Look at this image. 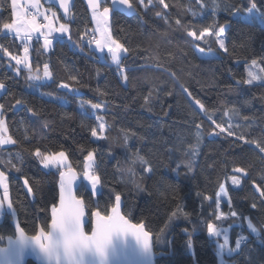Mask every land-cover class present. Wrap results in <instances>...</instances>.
<instances>
[{
	"label": "trees",
	"instance_id": "16d2710c",
	"mask_svg": "<svg viewBox=\"0 0 264 264\" xmlns=\"http://www.w3.org/2000/svg\"><path fill=\"white\" fill-rule=\"evenodd\" d=\"M130 1L135 14L111 13L112 38L128 49L120 53L127 81L108 53L102 60L90 48L87 31L93 29L92 12L83 0H75L68 21L59 15L69 24L63 41L55 39L51 49H44L34 37L29 41L32 72L39 69L42 76L47 63L52 73L48 80L33 81L24 64L15 66L11 59L25 54L20 51L22 39L3 29L13 20L11 0H0V83L5 85L0 113L6 134L16 141L0 145V168L7 174L21 226L29 234L39 226L47 229L50 209L58 201L59 170L44 169L34 155L36 149L66 151L81 175L85 157L94 150L104 194L93 197L90 190L79 187L77 195L85 200L90 218L97 209L108 214L120 195L123 213L153 234L156 264L219 263L218 237L208 233L209 223L231 225L233 245L240 227L245 233L246 242L226 256L233 264H264V196L260 195L264 153L245 143L264 145V83L244 82L252 60L264 70V0H164V4L152 0L146 8L139 0ZM214 22L226 27L228 53L219 49L215 35H205L214 54L201 55L197 48L207 50L209 44L189 33L199 36ZM129 66L136 70L127 71ZM60 83L72 90L60 88ZM185 88L204 110L186 96ZM17 100L23 107L16 105ZM81 104L86 107L81 109ZM89 104L102 107L93 110ZM114 113L141 121L142 132L120 127ZM216 124L231 126L234 135L220 133ZM93 128L97 137L91 135ZM213 130L219 133L215 138ZM235 168L245 171L236 173ZM233 176L239 185L232 183ZM25 179L32 193L27 192ZM224 183L231 199V207L225 206L237 213L226 220L217 219L214 198ZM248 221L258 234L249 231ZM86 230H91V221ZM13 234L5 213L0 243Z\"/></svg>",
	"mask_w": 264,
	"mask_h": 264
},
{
	"label": "snow or ice",
	"instance_id": "6c2138e0",
	"mask_svg": "<svg viewBox=\"0 0 264 264\" xmlns=\"http://www.w3.org/2000/svg\"><path fill=\"white\" fill-rule=\"evenodd\" d=\"M92 8H93V18L96 20L97 31L100 33L99 39L89 40L88 43H95L97 50L101 53L107 50L109 54H111L112 62L117 66V68L121 72V76L124 81L128 80V77L124 75V69L121 67V58L119 56V52H127L128 49L124 47V45L119 44L112 40L111 32L109 27V19L110 14L112 13V9L105 7L102 12H98L97 9L99 7L98 4L94 3L93 0H89ZM152 0H149L151 3ZM114 6L116 5H124L127 8L131 9L133 5L130 3V0H112ZM140 3L143 4L144 0H140ZM160 4H164V0H159ZM65 13L68 12V6L66 3H63ZM167 7V5H164ZM35 7V5H33ZM11 8L14 10L13 15H15L16 20L14 23H5L3 28L6 30H10L15 35L19 36L22 40L31 41L33 39V34L40 33V36L43 37V48L51 49L53 47L54 39L57 42H61L64 39L65 34L68 33V27L64 24H61L60 27L54 28L51 26V20L45 16V19L48 20V25H40L37 23L36 17L38 15H43L39 11L36 10L35 13H28L26 10H21L18 6V0H11ZM55 15V13H53ZM159 15V13H158ZM30 17V18H29ZM179 24V21H177ZM46 27V31L41 32V28ZM214 29H218L214 32ZM53 33H59V37H54ZM225 26L217 25L215 22L213 25L206 27L202 30L201 35L197 36L195 32H190L189 35L195 37L197 40L204 39L205 35L212 36L215 35V42L218 43L219 49L223 53H228V47L225 42ZM7 35V33H5ZM40 37H37L39 40ZM70 40V36L68 37ZM205 44H209L207 39H204ZM114 45V46H113ZM197 50L205 55H212L213 49L209 44L207 50L204 48L198 47ZM7 49H5V52ZM28 46L24 47V58L23 61L18 59L16 56H11L12 60H15L16 65L19 66L21 63L29 71V80H48L52 77V73L49 71V65L47 63L44 64V70L42 76L38 74V72H32L31 66L28 63ZM10 55V54H9ZM257 61L252 60V65H256ZM14 66V67H15ZM136 69L132 66H129L127 71L132 72ZM16 71L19 72V68L16 67ZM264 72V70H262ZM75 79V76L72 77ZM261 81L264 83V75H257L252 71L248 72V78L244 81L246 84L252 85L255 81ZM60 88L70 89V86L65 83H60ZM0 89H5V85L0 83ZM186 96L194 103V105L198 106L200 110H204L205 106L199 99L193 97L192 93L189 92L186 88L183 89ZM171 95V93H169ZM16 105L23 107L19 100L16 101ZM93 110H98L102 107L101 104H89ZM3 105L0 104V109H3ZM86 105L81 104V109H84ZM17 111L19 109H16ZM31 111V109H29ZM84 113L82 112V115ZM35 116V113H33ZM210 118V117H209ZM99 121L101 117H96ZM215 123V121H213ZM48 123H44V127H47ZM99 128L104 129L105 124L103 122L99 123ZM216 128L220 129V133L227 131L228 136H233L234 132L229 126L228 129H225L221 124H216ZM197 133L196 139L199 141L200 132L199 125H196ZM7 128L5 126L4 116L0 113V133L6 132ZM91 135L93 137H97V131L95 128L91 130ZM213 138L219 133H215L213 130ZM238 140H244L243 136L237 137ZM127 141V134H125V142ZM16 141L12 140L11 137L5 138L3 135H0V145H8L15 144ZM245 143L255 144L259 149L260 153H264V145H262L259 141L245 140ZM38 159L40 165L44 169L54 168L59 170V204L53 205L51 207V224L49 230H45L44 228H40L37 234L28 236L25 234L22 228L17 226V231L19 233L18 242L22 244L26 249L31 250L35 248L39 251V253L46 259L47 264H89V259L92 257H98L101 261L107 259L108 250L110 245L112 244L113 237L117 234H133L138 241H140L145 249H149L152 241L151 235L148 231L144 230L143 225L131 224L125 216L120 213V204L121 197L120 195L115 196V206L111 209L110 215H102L100 211H96L92 214V220H94L93 227L91 229L90 234L85 231V200L82 197H78L76 195V188L78 187L77 181L80 180L82 183L79 187H83L86 191L91 192L92 196L95 197L99 192L103 195V189L98 188L101 184L100 175L96 172V161L92 153H89L87 157H85L84 164V172L83 174H78L77 171L72 167L69 163L68 156L65 152L61 151L58 153H42L39 149H36L34 154ZM137 159L143 161V157H137ZM189 169L191 170V165H189ZM152 171V169H148ZM19 171V169H17ZM234 171L236 173L244 172L243 168H235ZM232 183L234 185H239L240 180L233 176ZM0 184L3 185L5 195L8 192V184L6 183V177L2 172H0ZM24 185H28V180H24ZM27 192L32 193V187H27ZM221 193H224L223 187H221ZM111 194H109L110 196ZM261 196H264V191L260 192ZM94 204L99 206V201H93ZM229 207H231V200H229ZM220 198L219 194H217L216 205L219 207ZM8 207L11 208V203L8 204ZM253 208L256 207L255 204L252 205ZM0 210H2V204H0ZM173 216L176 213L172 214ZM187 216V214H185ZM230 215L232 217L237 216L235 211H231ZM223 216L221 213L217 219H220ZM248 226L252 229L253 232H257L256 227L249 221ZM187 231V230H185ZM207 231L210 235L219 237L222 233L220 230L215 228L211 223L207 225ZM189 247L192 246V241L189 239L188 241ZM228 244L227 237H225V243L220 245L221 251L223 252ZM241 247V240H237L235 243V249H239ZM3 251V250H0ZM233 250L228 249V252L231 254ZM221 264H224L222 261Z\"/></svg>",
	"mask_w": 264,
	"mask_h": 264
},
{
	"label": "water",
	"instance_id": "95a60500",
	"mask_svg": "<svg viewBox=\"0 0 264 264\" xmlns=\"http://www.w3.org/2000/svg\"><path fill=\"white\" fill-rule=\"evenodd\" d=\"M42 2L46 6H50L56 9L58 14L62 17V19L68 21L71 18L75 0H63V3H66L68 6L67 13H65L64 7L62 6V0H42ZM83 2L86 4L87 8L91 12H93V8L89 0H83ZM93 2L99 5L97 11L102 8L103 4H106L108 2L113 11H118L126 15H133L136 13V8L132 4L131 1L130 3L133 5L131 9L127 8V6H124V5L114 6L112 3V0H93ZM37 72L40 73V70L37 69ZM0 172L4 174V176L6 177V183L8 184L7 174L1 168H0ZM80 184H81V181L78 180L77 181L78 187L76 188V195H77V190ZM0 191L2 193L5 213L10 216V222L14 229V234L5 236L4 242L0 243V250H3V251H0V264H27L29 260H32L35 264H47L46 259L39 253L37 249L32 248L31 250H28L22 244L18 242L19 233L17 231V226L19 228H22L25 234H27L28 236L37 234L39 229L43 227L39 226L37 232L34 234L27 233L19 222L18 214L13 205L12 197L9 192V185H8L7 195H5L2 184H0ZM9 203H11L12 205L11 208L8 207ZM58 204H59V175H58V201L55 205L58 206ZM114 206L115 204L112 207ZM111 209L108 214H103V213L101 214L110 215ZM96 211H99V210L97 209L93 211L92 214ZM120 213L121 215L125 216V218L131 224H137V225L144 226L143 223H136L135 221H133L131 218L127 217L123 213L122 201L120 204ZM50 217H51V209H50ZM91 218L89 217L87 208L85 207V221H86L85 231L88 232L89 234L91 230L87 231L86 225L91 221V229H92L94 220H92ZM50 224H51V219H50L47 229L44 228L46 231L49 230ZM144 230L148 231L145 226H144ZM150 235H151L152 244L149 249H145L143 244L140 241H138L133 234L131 233L117 234L113 237L112 244L110 245L109 250H108L107 259L104 261H101L100 258L98 257H92L89 259V264H156V258L158 254L156 253L155 248H154V236L152 233H150Z\"/></svg>",
	"mask_w": 264,
	"mask_h": 264
},
{
	"label": "rangeland",
	"instance_id": "374dc122",
	"mask_svg": "<svg viewBox=\"0 0 264 264\" xmlns=\"http://www.w3.org/2000/svg\"><path fill=\"white\" fill-rule=\"evenodd\" d=\"M28 1L30 2V4L31 5H35V7H33L35 10H37V9H39V11L41 12V13H45L46 11H47V9H50V7L49 6H46L43 2H42V0H33V1H31V0H18V6H19V8L21 9V10H26L25 9V4L26 3H28ZM139 2H140V0H139ZM151 3H149V0H144V3L143 4H141L142 6H143V8H146L148 5H150ZM105 7H108V8H111V6L110 5H107V4H105V5H103L102 6V8L100 9V10H98V12H102L103 11V9L105 8ZM112 9V8H111ZM13 10V9H12ZM14 11V10H13ZM113 11V10H112ZM250 13H252L253 12V10L251 9L250 11H249ZM14 17H15V15H13ZM16 18V17H15ZM30 18V17H29ZM11 23V22H10ZM14 23V22H13ZM64 25H69L68 24V22H65V21H63L62 22ZM52 24H53V20H51V26H52ZM47 25H48V20H47ZM53 27V26H52ZM109 27H110V32H111V14H110V19H109ZM42 30H47L46 29V27H44V28H41ZM225 37V36H224ZM100 38V33H99V31L97 32V35L95 36V39H99ZM111 38H112V36H111ZM112 40L113 41H115L113 38H112ZM225 41H226V37H225ZM116 42V41H115ZM118 43V42H117ZM114 46V45H113ZM91 49H93L98 55H99V57L102 59V60H106L107 59V57H106V53H108L107 52V50L105 49V51L103 52V53H101V52H99L98 50H97V47H96V45H95V43H92V47H90ZM201 48V47H200ZM122 51H120L119 52V56H120V53H121ZM201 55H204V56H209V55H205V54H203V53H201V52H199ZM109 54V53H108ZM213 54H214V51H213ZM212 54V55H213ZM211 56V55H210ZM109 57H110V59H111V54H109ZM17 58L18 59H21L22 61H23V58L24 57H19V56H17ZM30 59V55H29V53H28V60ZM112 61V60H111ZM23 63H21V65H22ZM248 72L249 71H252V72H254L255 74H257V75H264V72H262V68L259 66V67H257L256 65H255V67H253V65L252 66H250L249 68H248V70H247ZM257 81H259V80H257ZM115 114V116L118 118V123H119V126L120 127H122V128H124V129H127V130H130V131H134V132H137V133H141L142 132V122L141 121H139V120H136V119H134V118H130V117H127V116H124V115H121V114H118V113H114ZM100 122H102L101 120H100ZM99 122V123H100ZM6 132H2V133H0V135H3L5 138H7V137H11L10 135H8V134H6ZM13 140V139H12ZM8 145H10V144H8ZM2 146H7V145H2ZM63 152H65L66 154H67V156H68V160H69V163H71V160H70V156L68 155V153L66 152V151H64V150H62ZM58 152H61V151H58ZM58 152H54V153H58ZM89 153H92L93 154V156H94V158H95V161H96V153H95V151L94 150H92L91 152H89ZM88 153V154H89ZM88 154H87V156H88ZM86 156V157H87ZM84 164H85V160H84ZM52 169H54V168H52ZM55 170H57V169H55ZM83 172H84V168H83ZM27 187H29L28 185H27ZM221 187H223V189H224V193H221V188H220V190L218 191V193L217 194H219V198H220V204H219V207H217V205H216V203H215V214H216V216L218 217V216H220L221 215V213H223V216H221V218L220 219H223V220H226L229 216H230V212L231 211H229V209H228V207H226L225 206V204L226 203H228L229 202V200H231L230 199V196H229V194H228V188H227V185H226V183H224ZM98 188H102V183L98 186ZM99 194V192L97 193V195ZM96 195V196H97ZM95 196V197H96ZM215 198V202H216V199H217V195H216V197H214ZM206 199V198H205ZM207 199H209V200H213L212 199V197L211 196H209V197H207ZM0 204H2V210H0V221L3 219V217H4V214H5V210H4V204H3V199H2V195L0 194ZM249 223V222H248ZM215 228H217L218 230H220L221 231V235L218 237V240H217V245H216V250H217V254H218V261L220 262V263H217V264H221V262L223 261L224 263H225V260H226V255H229L230 253L228 252V249L230 248V249H234V250H237V249H235V244L233 245L232 244V237H231V225H221V226H219V225H216V224H213V223H211ZM241 232V233H240ZM225 237H227V240H228V244H227V246H226V248L224 249V251L222 252L221 251V248H220V245H223L224 243H225ZM243 239H245L246 240V235H245V233L243 232V230H242V228L240 227L239 228V233H238V235H237V237H236V240H235V243H236V241L237 240H241V244L243 243ZM4 242V241H3Z\"/></svg>",
	"mask_w": 264,
	"mask_h": 264
},
{
	"label": "crops",
	"instance_id": "0c3cea01",
	"mask_svg": "<svg viewBox=\"0 0 264 264\" xmlns=\"http://www.w3.org/2000/svg\"><path fill=\"white\" fill-rule=\"evenodd\" d=\"M31 1H33V0H31ZM26 6H31V7H33V5H31L30 4V2L28 1V3H26L25 4V8H26ZM53 13H55V15H53ZM251 13H249V15H250ZM92 19H93V31L95 32V34L97 35V24H96V20L93 18V12H92ZM45 16H49V19L50 20H53V24H52V26L54 27V28H58V27H60V25L61 24H63L62 22H63V20H61V18L59 17V14L56 12V11H54L52 8H50V9H47V11L45 12V13H43V15H38L37 17H36V20H37V23H39V21H38V19L39 18H42V17H45ZM15 20H16V18L13 16V20H12V22L11 23H13V22H15ZM66 27H68V30H69V25H65ZM43 28V27H42ZM4 29V28H3ZM5 31H7L8 32V30H6V29H4ZM45 30H42L41 29V32H44ZM9 33H11V34H13V35H15L13 32H11L10 30H9ZM68 34H69V31H68V33L67 34H65V36H64V38L65 37H67L68 36ZM53 36L54 37H59L60 36V34L59 33H53ZM111 36H112V34H111ZM33 37L36 39V40H38L37 39V37H40V38H42V36H40V33H35V34H33ZM39 38V39H40ZM54 41H55V39H54ZM54 41H53V43H54ZM42 44H43V42H42ZM90 47H92V44H90ZM23 56V55H22ZM4 90L5 89H0V95L4 92ZM0 112H1V109H0ZM6 135V134H5ZM229 209V208H228ZM249 222V221H248ZM246 223V225H247V227H248V229H249V231L251 232V233H253V234H258V230H257V232H253L252 231V229L248 226V224L249 223ZM233 251H234V249H232ZM232 251V252H233ZM231 252V253H232ZM230 255V254H229ZM226 256H228V255H226ZM220 263V262H219ZM224 264H233V262L231 261V260H229L228 258H226V260H225V263Z\"/></svg>",
	"mask_w": 264,
	"mask_h": 264
},
{
	"label": "built area",
	"instance_id": "2783aa9c",
	"mask_svg": "<svg viewBox=\"0 0 264 264\" xmlns=\"http://www.w3.org/2000/svg\"><path fill=\"white\" fill-rule=\"evenodd\" d=\"M25 9H26V11H27L28 13H35V12H36V10H35L33 7H31V6H26ZM48 18H49V16H48ZM38 21H39V24H40V25H47V20L45 19V17L39 18ZM43 28H44V27H43ZM8 32H9V30H8ZM2 33H3V31L0 30V35H1ZM93 39H94V33L92 32V30H88V31H87V41H89V40H93ZM39 41L43 42V37L40 38ZM25 46H28V48H29V41H27V40H22V42L20 43V51H21L22 54L24 53V47H25ZM240 233H241V232H240ZM245 242H246V240L243 239V243H245Z\"/></svg>",
	"mask_w": 264,
	"mask_h": 264
}]
</instances>
